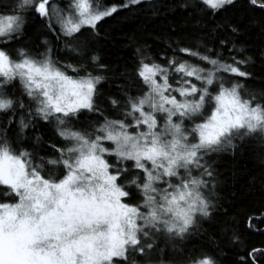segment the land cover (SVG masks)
Here are the masks:
<instances>
[{
	"label": "snow or ice",
	"instance_id": "obj_1",
	"mask_svg": "<svg viewBox=\"0 0 264 264\" xmlns=\"http://www.w3.org/2000/svg\"><path fill=\"white\" fill-rule=\"evenodd\" d=\"M235 2L196 7L214 17ZM141 3L0 0V264H219L218 241L239 243L235 221L217 220L228 214L217 160L249 145L264 159V92L240 82L252 73L239 27L225 20L212 31L229 38L170 45L159 59L137 47L131 74L113 71L115 92L102 97L107 69L82 30L95 38L99 22ZM247 4L264 12V0ZM30 15L63 38L67 60L48 40L43 50L22 43ZM35 121L61 143L29 135ZM237 264H264V247Z\"/></svg>",
	"mask_w": 264,
	"mask_h": 264
},
{
	"label": "trees",
	"instance_id": "obj_2",
	"mask_svg": "<svg viewBox=\"0 0 264 264\" xmlns=\"http://www.w3.org/2000/svg\"><path fill=\"white\" fill-rule=\"evenodd\" d=\"M99 1L106 6H119L123 2ZM196 4L197 0H142L141 4L122 9L99 22V35L95 38L90 35L89 30L83 29L81 39L87 38L91 42L92 51L107 69L100 74L109 78L97 86L102 97L115 92L111 80L113 71H127L131 74L137 47L148 49L157 59L165 51L171 55L170 45L175 46L177 43L199 46L201 50L205 45L212 47L217 38H229L225 32L212 31L216 24L225 20L239 27V34L234 38L235 46L244 50L243 56L251 58L247 71L252 73V78H241L240 82L248 92H264V12L250 8L247 0H236L234 5L213 17L197 8ZM62 39L60 43L57 42L56 36L49 32L42 18L35 15L27 18L22 43L29 48L43 50L41 42L48 40L49 46L54 48V58L63 63L68 57L60 50L63 48ZM91 115L85 112L80 124H87V118ZM34 124L35 128L29 135L41 136L45 147L48 143H61L52 125L44 121H35ZM217 164L218 171L227 177V181L222 182L218 190L219 211L223 213L227 210L228 213L226 216L218 215L217 220L235 221L233 231L237 232L239 243L232 244L221 239L216 253L219 264H237L245 250L264 247V223H258L259 217L264 216V209L260 208V201L264 200V159H261L254 145H249L234 157L221 156ZM251 216L257 219L251 221L252 228L249 230L246 224ZM204 227L209 228L208 224ZM212 230L209 228V231ZM194 242L204 243L199 238H194Z\"/></svg>",
	"mask_w": 264,
	"mask_h": 264
},
{
	"label": "rangeland",
	"instance_id": "obj_3",
	"mask_svg": "<svg viewBox=\"0 0 264 264\" xmlns=\"http://www.w3.org/2000/svg\"><path fill=\"white\" fill-rule=\"evenodd\" d=\"M55 2H56L58 5H60V6H66L67 3H68V0H60V1L55 0ZM99 2H100V1H99ZM100 3H101V2H100Z\"/></svg>",
	"mask_w": 264,
	"mask_h": 264
}]
</instances>
